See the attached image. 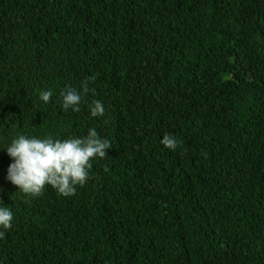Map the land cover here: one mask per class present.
I'll list each match as a JSON object with an SVG mask.
<instances>
[{"label": "trees", "instance_id": "1", "mask_svg": "<svg viewBox=\"0 0 264 264\" xmlns=\"http://www.w3.org/2000/svg\"><path fill=\"white\" fill-rule=\"evenodd\" d=\"M89 128L112 146L72 197L0 150V264H264V0H0V147Z\"/></svg>", "mask_w": 264, "mask_h": 264}, {"label": "clouds", "instance_id": "2", "mask_svg": "<svg viewBox=\"0 0 264 264\" xmlns=\"http://www.w3.org/2000/svg\"><path fill=\"white\" fill-rule=\"evenodd\" d=\"M89 91L88 82L81 90L68 88L61 93V107L64 110L79 111L83 96ZM52 90H40L38 99L48 104ZM91 117H103L105 106L94 100L89 106ZM160 143L169 150H175L178 141L172 134H165ZM111 143L102 138L95 128H89L85 136L66 139L51 135L15 134L4 143L3 150L11 158L5 179L16 186L26 198L40 196L49 186L62 197H72L77 186H84L89 179V170L95 159L107 154ZM14 213L0 201V238L12 227Z\"/></svg>", "mask_w": 264, "mask_h": 264}]
</instances>
